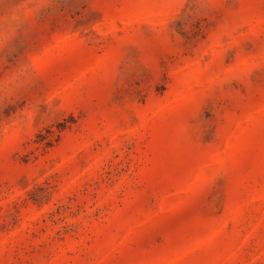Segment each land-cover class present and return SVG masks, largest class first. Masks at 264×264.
<instances>
[{"label": "rangeland", "instance_id": "1", "mask_svg": "<svg viewBox=\"0 0 264 264\" xmlns=\"http://www.w3.org/2000/svg\"><path fill=\"white\" fill-rule=\"evenodd\" d=\"M0 264H264V0H0Z\"/></svg>", "mask_w": 264, "mask_h": 264}]
</instances>
